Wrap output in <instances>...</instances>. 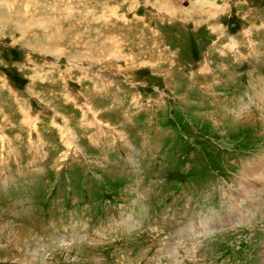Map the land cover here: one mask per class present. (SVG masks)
Returning a JSON list of instances; mask_svg holds the SVG:
<instances>
[{
  "label": "rangeland",
  "instance_id": "1",
  "mask_svg": "<svg viewBox=\"0 0 264 264\" xmlns=\"http://www.w3.org/2000/svg\"><path fill=\"white\" fill-rule=\"evenodd\" d=\"M263 163L264 0H0V264H264Z\"/></svg>",
  "mask_w": 264,
  "mask_h": 264
},
{
  "label": "bare ground",
  "instance_id": "2",
  "mask_svg": "<svg viewBox=\"0 0 264 264\" xmlns=\"http://www.w3.org/2000/svg\"><path fill=\"white\" fill-rule=\"evenodd\" d=\"M202 1V0H201ZM204 1V0H203ZM206 1V0H205ZM200 2V1H199ZM163 3V2H162ZM202 5V7H203V5L204 4H201ZM197 7V6H196ZM202 7H200V8H202ZM162 8V7H161ZM165 10V9H164ZM90 22V21H89ZM79 33V32H78ZM143 34V33H142ZM79 38V37H78ZM85 67V66H84ZM260 106V105H259ZM264 164V163H263ZM256 170L255 171H257V172H259L258 174H260L261 176L260 177H258L259 178V180L261 181V179L263 180V183H264V167H260V166H258V167H256L255 168ZM247 170H250L248 173H252L253 172V168L252 167H250V168H248ZM255 176L257 177V174H255V173H252L251 175H250V178L251 179H249L248 181H251L252 182V184H251V186L252 185H254V182L252 181V180H258L257 178L255 179ZM247 181V182H248ZM250 183V182H249ZM256 185V184H255ZM259 186V185H258ZM262 186V185H261ZM252 188V187H251ZM256 189V188H255ZM261 189V188H260ZM262 191V190H261ZM256 192V191H255ZM258 192V191H257ZM252 199V198H251ZM257 200V199H256ZM258 200H259V198H258ZM241 216H239V218L240 217H242V214H240ZM221 220V219H220ZM12 238V237H11ZM170 247V246H169ZM39 253V252H38ZM180 260V259H179Z\"/></svg>",
  "mask_w": 264,
  "mask_h": 264
},
{
  "label": "crops",
  "instance_id": "3",
  "mask_svg": "<svg viewBox=\"0 0 264 264\" xmlns=\"http://www.w3.org/2000/svg\"><path fill=\"white\" fill-rule=\"evenodd\" d=\"M183 8V7H182ZM195 11H197V10H195ZM187 14H190V11H187Z\"/></svg>",
  "mask_w": 264,
  "mask_h": 264
}]
</instances>
